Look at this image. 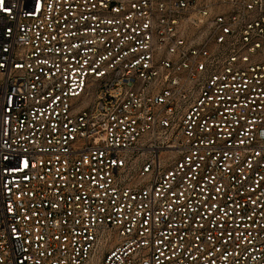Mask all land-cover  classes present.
I'll use <instances>...</instances> for the list:
<instances>
[{
  "label": "built area",
  "instance_id": "obj_1",
  "mask_svg": "<svg viewBox=\"0 0 264 264\" xmlns=\"http://www.w3.org/2000/svg\"><path fill=\"white\" fill-rule=\"evenodd\" d=\"M0 264H264V0H0Z\"/></svg>",
  "mask_w": 264,
  "mask_h": 264
}]
</instances>
